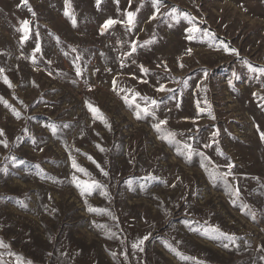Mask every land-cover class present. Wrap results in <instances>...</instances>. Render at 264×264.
Returning a JSON list of instances; mask_svg holds the SVG:
<instances>
[{
  "label": "rangeland",
  "instance_id": "obj_1",
  "mask_svg": "<svg viewBox=\"0 0 264 264\" xmlns=\"http://www.w3.org/2000/svg\"><path fill=\"white\" fill-rule=\"evenodd\" d=\"M156 6L0 0V264H264V0Z\"/></svg>",
  "mask_w": 264,
  "mask_h": 264
},
{
  "label": "snow or ice",
  "instance_id": "obj_2",
  "mask_svg": "<svg viewBox=\"0 0 264 264\" xmlns=\"http://www.w3.org/2000/svg\"><path fill=\"white\" fill-rule=\"evenodd\" d=\"M21 2H22V3H26V0H21ZM99 2H100V0H97V3H98V4H99ZM66 3H67V0H66ZM153 3H154L155 5H157V6H156V12L158 13V12L160 11L159 0H153ZM129 5L131 6V0H129ZM137 11H139V9H137L136 11H128V12L126 13V16H127L126 23H127V26H128V31H131L132 28L135 26V18H136ZM173 11H175V9H173ZM65 15H68V13L66 12ZM153 18H155V16H153ZM118 22L123 23L124 21H116V20H113V19H108V20H106L105 23H104V25H103L102 28H101V31L103 32V31L107 30L109 27H111L112 25H114V24H116V23H118ZM73 23H75V21H73ZM28 24H29V22H28L27 20L23 21V26H24L25 36H27V32H28ZM188 31H189L190 33H197V32L200 31V29L197 28V27H195V26H193V27L190 28ZM187 38H188L189 40H192V39H194L195 37H194L193 35H189ZM135 48H136V44H135V42H132V51H135ZM226 50H227V49H226ZM36 51H39V45H37V49H36ZM190 51H191V50H189V52H190ZM230 51H232V52L234 53L236 50H235V49H231ZM141 71L146 72L147 69H144L143 66H141ZM249 71H252V72H258V73H260L261 75H264V68H259V69H257V68H253V67L249 66ZM2 72H3V69H0V73H2ZM79 75H81V72H80L79 69H77V76H79ZM205 75H207V73H205ZM4 83H5V84H8L9 87H11V84H10V82L7 80L6 77L4 78ZM231 84H232V81L230 80V81H229V85L231 86ZM157 90H158V91H171V89H166V88L164 87V85H160V87H159ZM135 95L139 96L138 93H136ZM253 95H255V93H254ZM0 99H2V98H0ZM142 99L145 101V106H144L143 108H141L140 105L137 104V108H140V111H142L145 115H152V114H154V113H153V109L158 105V102H157L156 100H154V99L151 100V101L149 102L147 97H142ZM5 103H6V102H5ZM89 108H90V110L93 111L94 113H95V112H98V109L93 108L91 105H89ZM137 118H138V119L140 118V114H139V112L137 113ZM166 123H167V121H165V120H161V121H159L158 124L154 125V127L159 131L161 125H164V124H166ZM52 130H53V132H55V130H56L54 125L52 126ZM3 134H4V133H3V130H0V136H2ZM174 135H175L174 133H169V134H168L169 137H174ZM262 139H264V136H262ZM6 146H7V145L5 144V147H6ZM98 147H99V146H98ZM185 147H186V148H190L191 146H190V145H185ZM100 150L103 151L102 148H101ZM89 159H92V158L89 157ZM93 162H95V161H93ZM72 166H73V168L77 169L79 172H82V173L85 172V169L82 168V167H80V166L75 162V160H73V162H72ZM97 166L99 167V165H97ZM228 167L230 168L231 165H229ZM101 171L103 172L102 169H101ZM103 174H104V175H107L106 172H104ZM151 178H153V177H147L146 179H151ZM215 178H217V177H214V179H215ZM218 178H221V179H222L223 177H218ZM73 179L75 180L76 178L73 177ZM77 186L79 187L80 184L78 183ZM95 187H99V185L96 184L95 182H92L91 184H89V183H87V182H84V185H83L82 193H81V194L83 195L85 192H87V193L90 194L91 190H92L93 188H95ZM93 210H94V209L89 208V211H93ZM211 231L214 232V233H217L218 235H224L223 233H220L219 229H216V228H212ZM146 239H148L147 236H145L143 239H141V240L138 242V244H137V243H134V244L132 245V247H133V248H137V247H139L140 245H142V244L144 243V240H146ZM0 246H3V245L0 244ZM224 246L227 247V245H224ZM261 259H264V257H261Z\"/></svg>",
  "mask_w": 264,
  "mask_h": 264
}]
</instances>
